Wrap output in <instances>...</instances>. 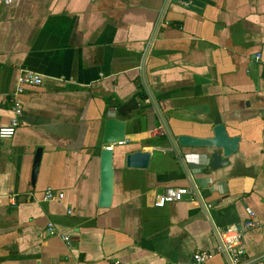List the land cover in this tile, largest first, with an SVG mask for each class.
<instances>
[{
	"label": "crops",
	"instance_id": "1",
	"mask_svg": "<svg viewBox=\"0 0 264 264\" xmlns=\"http://www.w3.org/2000/svg\"><path fill=\"white\" fill-rule=\"evenodd\" d=\"M197 1L0 4V124L23 106L14 137L0 139V264H187L197 250L214 252L206 264H228L219 232L243 224L247 207L263 224L245 234L244 264H263L264 0ZM21 69L43 82L15 96ZM116 107L131 123L114 147L112 204L101 207ZM218 123L241 140L228 165L211 169L213 148L177 139ZM139 150L152 153L149 166H127ZM170 186L192 191L155 206ZM48 188L64 198L46 200Z\"/></svg>",
	"mask_w": 264,
	"mask_h": 264
},
{
	"label": "water",
	"instance_id": "2",
	"mask_svg": "<svg viewBox=\"0 0 264 264\" xmlns=\"http://www.w3.org/2000/svg\"><path fill=\"white\" fill-rule=\"evenodd\" d=\"M206 0H198L197 4L201 5ZM125 107L115 108L109 111L105 122V132L103 137L104 147L101 149L100 169H101V191L99 205L109 207L112 204L115 183L114 168V147L126 142L127 131L130 128L131 120L125 118ZM142 130L146 131V116L141 117ZM172 141L183 146H206L213 148L211 153V169H218L229 164V158L239 149L241 137L230 135L227 126L224 123H218L212 128V133L206 137H196L191 135H179L177 141L168 132ZM113 147H109V146ZM150 151H135L128 153L126 163L129 167L147 168L151 160ZM42 158V148H38L34 159V168L32 171V181H36L39 165ZM189 196V195H186ZM185 196V197H186ZM184 197V198H185ZM222 244V242H221Z\"/></svg>",
	"mask_w": 264,
	"mask_h": 264
},
{
	"label": "built area",
	"instance_id": "3",
	"mask_svg": "<svg viewBox=\"0 0 264 264\" xmlns=\"http://www.w3.org/2000/svg\"><path fill=\"white\" fill-rule=\"evenodd\" d=\"M20 0H0V4L17 5ZM188 4V2H187ZM43 82V76L35 71L29 69H21L19 77V86L16 89L15 96H19L24 92L27 85H40ZM13 116L8 124H0V139H11L16 134L21 125V117L23 115V106L18 102L13 109ZM109 146V145H108ZM113 147V146H109ZM192 189L190 187H167L165 191L156 197L154 205L157 207H164L168 203L179 201L190 194ZM46 200H62L64 193L55 192L52 188H48L45 193ZM248 219L241 225L231 224L225 226L220 230V238L222 244L217 251L227 253L229 257L228 264H244L246 258V250L244 248L245 234L253 228L262 226V222L256 218V213L251 207L246 208ZM51 232L60 234L53 223L49 224ZM64 239L71 244V237L64 234ZM214 252L208 250H197L192 259L187 264H206L212 257ZM264 264V254L255 259ZM112 264H123L120 260L113 261Z\"/></svg>",
	"mask_w": 264,
	"mask_h": 264
}]
</instances>
